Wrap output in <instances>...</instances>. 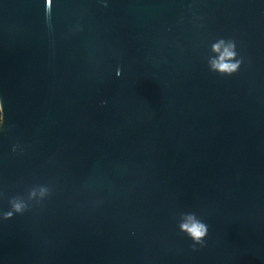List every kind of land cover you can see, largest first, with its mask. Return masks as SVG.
I'll return each mask as SVG.
<instances>
[{
    "label": "water",
    "instance_id": "obj_1",
    "mask_svg": "<svg viewBox=\"0 0 264 264\" xmlns=\"http://www.w3.org/2000/svg\"><path fill=\"white\" fill-rule=\"evenodd\" d=\"M46 6L0 0V213L51 188L0 215V264H264V0ZM182 212L209 226L196 251Z\"/></svg>",
    "mask_w": 264,
    "mask_h": 264
},
{
    "label": "clouds",
    "instance_id": "obj_2",
    "mask_svg": "<svg viewBox=\"0 0 264 264\" xmlns=\"http://www.w3.org/2000/svg\"><path fill=\"white\" fill-rule=\"evenodd\" d=\"M106 6V5H105ZM52 0H47L46 15L51 14ZM212 51L217 53L215 57L208 59V68L210 72L217 73L221 76H231L237 73L243 63V58H238L236 51V41L228 38H219L212 45ZM122 70L117 68L116 75L120 76ZM106 103V101H102ZM5 130L4 101L0 97V132ZM19 143L12 146V152L16 153L22 150ZM51 188L48 185H36L28 190L27 198L21 195H15L9 198L10 209L0 213L4 220H10L15 215H23L30 209L31 202L41 203L45 198L50 196ZM179 231L185 234L193 242L191 247L193 251L198 250L197 245L201 248L205 246V239L209 233V226L195 213L182 212L179 215Z\"/></svg>",
    "mask_w": 264,
    "mask_h": 264
}]
</instances>
